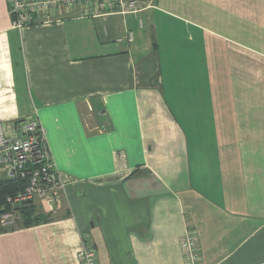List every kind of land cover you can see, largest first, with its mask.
<instances>
[{
    "label": "crops",
    "instance_id": "1",
    "mask_svg": "<svg viewBox=\"0 0 264 264\" xmlns=\"http://www.w3.org/2000/svg\"><path fill=\"white\" fill-rule=\"evenodd\" d=\"M55 11L15 28L0 0V124L43 128L65 188L0 264H264V0ZM44 202L43 209L38 204Z\"/></svg>",
    "mask_w": 264,
    "mask_h": 264
},
{
    "label": "built area",
    "instance_id": "2",
    "mask_svg": "<svg viewBox=\"0 0 264 264\" xmlns=\"http://www.w3.org/2000/svg\"><path fill=\"white\" fill-rule=\"evenodd\" d=\"M8 14L15 28L39 22L47 23L55 11L79 9L83 16L102 14H136L154 7V0H6ZM0 177L25 180V190L7 199L10 210L0 217V226L14 225L15 205L21 202L52 197L58 201L66 181L53 163L46 135L36 118L30 117L13 126L0 124ZM180 250L183 264H202L196 232L186 228ZM79 264H97L96 251L85 239L77 252Z\"/></svg>",
    "mask_w": 264,
    "mask_h": 264
},
{
    "label": "trees",
    "instance_id": "3",
    "mask_svg": "<svg viewBox=\"0 0 264 264\" xmlns=\"http://www.w3.org/2000/svg\"><path fill=\"white\" fill-rule=\"evenodd\" d=\"M26 187L25 180H8L0 177V215L9 211L10 206L7 204V199L22 193ZM15 211L19 219L17 227H2L0 233L15 228H28L48 221V216L41 214L32 201L16 207Z\"/></svg>",
    "mask_w": 264,
    "mask_h": 264
},
{
    "label": "rangeland",
    "instance_id": "4",
    "mask_svg": "<svg viewBox=\"0 0 264 264\" xmlns=\"http://www.w3.org/2000/svg\"><path fill=\"white\" fill-rule=\"evenodd\" d=\"M27 202H29V201H26V202H21V203H18V204H16L15 205V207H14V209L16 210V207H18V206H20V205H23L24 203H27ZM40 206H41V209H43V206H44V202L43 201H40L39 203H38ZM11 208L9 207V210H10ZM4 213H2V215H3ZM2 215H0V217L2 216ZM16 217H17V220L14 222V225H12V226H8V227H17V225H18V214L16 215ZM0 228H2L1 226H0Z\"/></svg>",
    "mask_w": 264,
    "mask_h": 264
}]
</instances>
